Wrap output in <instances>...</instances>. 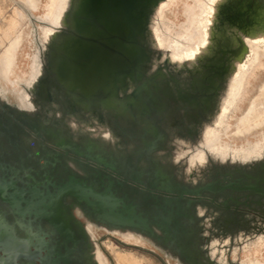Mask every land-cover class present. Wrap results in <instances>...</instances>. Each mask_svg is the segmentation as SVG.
<instances>
[{"label": "water", "instance_id": "obj_1", "mask_svg": "<svg viewBox=\"0 0 264 264\" xmlns=\"http://www.w3.org/2000/svg\"><path fill=\"white\" fill-rule=\"evenodd\" d=\"M157 1L70 0L67 23L62 27L65 35L54 44L53 67L47 68L53 102L43 98L44 92L36 97L52 114L59 113V125L55 129L51 117L44 123L40 115L25 112L38 118L37 126L46 137L73 139L51 141L73 152V158L65 156L71 169L65 168L67 174L61 178L38 172L31 175V167L8 166L11 175H7L8 169L0 165V264H92L88 252L96 240L87 230L88 223L91 229L96 225L107 232L136 233L183 264H221L224 254H211L209 243L226 234L228 246L234 225L235 245L240 246L236 234L242 229L254 228L249 240L256 234L264 239V222L226 219L222 213L232 203H215L226 189L246 192V198H264V162L259 165L261 172L248 175L254 183L216 186L197 185L202 177L195 182L186 180L184 157L174 161L158 158V153L172 150L167 128L160 129L166 127L162 113L171 104L175 111L199 118L201 124L210 121L207 112L212 99L223 91L230 63L246 53L242 37L250 39L264 32V0H227L216 5L211 45L203 52L202 77L186 86L179 74L166 67L149 70L157 49L150 43L148 27ZM191 73L187 77H193ZM128 80L134 85L122 105L118 95ZM164 81L175 86L177 99L185 105L172 101L168 89L160 86ZM64 98L71 101L78 117L100 112L110 129H133L134 135L127 139L137 141H120L118 135L120 143L115 146L111 139L99 142L68 132L64 120L70 114ZM130 114L135 115L134 122L123 124L121 115ZM188 135L197 140L196 133L188 130ZM231 201L236 208L237 198ZM216 218L224 222L222 227L215 225ZM255 221L257 226H253Z\"/></svg>", "mask_w": 264, "mask_h": 264}, {"label": "bare ground", "instance_id": "obj_2", "mask_svg": "<svg viewBox=\"0 0 264 264\" xmlns=\"http://www.w3.org/2000/svg\"><path fill=\"white\" fill-rule=\"evenodd\" d=\"M226 1L227 0L157 1L155 12L151 20L152 22L148 27L150 43L154 49H157L154 55V61H151V63L148 64L149 70L153 71L155 69H161L162 67H166V69H168L169 64H171L169 59L175 58L181 60L184 64L190 65L187 67L188 69H186L185 72H179L176 71V69H174L175 71L168 69L174 75L179 74L178 76L182 80L184 86H186L187 84H191L193 80H199L202 77L203 70L200 72H196L194 62L199 58L200 52L205 51L211 45V41L209 39L211 35L210 26L214 21L216 5L221 4L222 6L223 3H226ZM23 2L30 8L40 9L39 18L43 23L40 31H42L41 33H43L44 38L41 41L36 40V50L38 51L36 53L35 60L31 62V69L27 82L25 81V83H21L20 87H18L16 82L14 81L16 79H12V75L14 74L15 67L17 65L16 60L19 50L18 48L20 46V42L18 41L19 39L14 40L15 42L11 43L4 53V60L0 64V81H2L4 84L11 85L10 89L14 92L13 94L15 95L16 101L20 105L28 102V104L31 105L35 102L36 97H42V92L45 93V96L43 98L50 103L52 100V91L48 85L50 79L47 76V68L51 69L53 67L51 55L53 53L52 48L54 44L59 40V37L65 35V31L62 27L67 23L70 0H23ZM176 11L183 16V20L181 22L176 23L173 20V23L177 25V29H175L173 38L175 49L178 55L175 54L173 44L170 42H165V31L160 23V18L158 17L159 15L161 18H167V12H171L176 17ZM181 38H183L186 42H192L191 47L189 48L187 44L183 45L182 42H180ZM242 38L243 41H245V54L247 55V58H238L230 63V77L225 79V82L222 83L224 84L223 91L218 93L214 97V99H212L211 106L209 107V110L207 112L210 116L209 123L212 127H206V130L203 132L204 137L200 131H202L205 126L204 123L201 124L199 122V118L194 117L189 113H185L184 111H175L172 104L166 109L164 113H162L164 115V125L166 126L167 131L173 134V136H176V138L178 139L181 138L182 140H184V131L186 127L191 133H196L199 139L202 140V150H198L196 152L197 159H200L202 157L205 150L208 152H217L223 155H228L230 154L229 152L232 151L233 154L239 153L244 158H247L251 154L259 153L264 148V137H255L254 140H251L249 138L250 135L254 134L253 129L257 125L248 124L249 120L252 118V106L255 103H264V92L259 93L256 97H253V94L255 92L251 93L252 89H254V91H259L260 89L264 88V80L262 79H260L258 84H253V81L258 77L259 71L264 68V32L254 36L251 35L250 39H247L245 37ZM36 44L34 45L35 47ZM254 48H258L255 52L254 60L251 62L249 67L244 68L239 73L238 77L236 78V83L233 87L232 94L230 95L231 97L230 99H228L229 96L227 93V88L230 89V79L232 78L233 74H237L238 68L241 65L244 66L249 60L252 59L251 50ZM39 55L43 56L46 61L45 65L42 66L46 69L45 76L38 73V66L36 65V62L38 59H40ZM192 71L193 73H191ZM187 73H191L193 77H187ZM40 76L42 77L41 79L39 78ZM133 85L134 82L130 80H128L124 84L122 90H120L122 93H119L118 95V98L121 99V101H119L120 104L124 105L126 103L125 99L127 95L130 96ZM248 85L251 86L250 91H247ZM160 86L168 89L167 91L168 93H170L171 99L172 101H174V103L178 105H185L184 102L177 99V92L175 91L176 88L171 82L164 81L160 84ZM25 87L31 92L32 96L28 94H25V97L23 96ZM0 95L5 98L4 94L0 93ZM245 95H248L252 98L249 105L246 107H244L242 103ZM67 107L69 109L68 113L70 114V116L64 121V123L66 129L71 130H68V132H71L80 138L90 137L92 139L100 140L99 142H106L104 140L111 139L115 146L117 143H120V141H114V134L107 126L102 113L89 112V118H80L73 110L72 103L69 99L67 102ZM43 112L47 111L45 110ZM38 113L40 115V112ZM133 116L135 115L130 114L127 117L121 115L120 118L123 124H128L131 121L134 122L135 117ZM91 120L94 121V123ZM218 121L219 126L216 127ZM261 125H264V120L261 122ZM232 139L238 140L239 143H236L235 141V145L230 146L229 141ZM186 147L187 146L184 142H179V145L176 148V151L178 152L177 155H181L182 151L185 150ZM158 156L162 160H164L166 157L164 156V154H159ZM174 157L176 156L174 155ZM171 159H173V157H171ZM86 227L90 235L94 237L91 229V224H86ZM105 229L108 230L107 228ZM109 231L112 230L109 229ZM253 232L254 231L246 232L244 235L245 237L241 234V238L236 239V244H240L241 246L242 256L245 252L244 247H246L252 241L248 238ZM120 234L138 237L133 235L130 231H120ZM257 236H260V234L255 235V237ZM131 239L133 242H139L138 238ZM248 240L249 242H247ZM227 242V240H212L209 243L210 253L214 254L215 251H217L219 255L222 256L226 249ZM110 248L114 253V260L116 264H142V259L135 256L133 253H120L114 250L115 248L113 245H110ZM88 257L91 259L92 264H108L96 242H93V248L88 252ZM260 261L261 259H259L257 255L253 257L248 256L246 258L245 264H258L260 263Z\"/></svg>", "mask_w": 264, "mask_h": 264}, {"label": "flooded vegetation", "instance_id": "obj_3", "mask_svg": "<svg viewBox=\"0 0 264 264\" xmlns=\"http://www.w3.org/2000/svg\"><path fill=\"white\" fill-rule=\"evenodd\" d=\"M39 57L40 59H38L36 62V65L38 66V73L45 76L46 69L42 66L45 65L46 61L43 56L39 55ZM39 78L41 79L42 77L40 76ZM51 91L52 100L50 103L53 102V98L55 96L54 90L51 89ZM25 94L32 96L31 92L26 87L23 93L24 97ZM64 100V107L67 111H69L67 107L68 98H64ZM28 103H25L23 105L17 103V106L16 104H10L5 100H2V102H0V165L5 166V168L7 169L8 166L20 167L22 165L24 167L32 168V170L29 171L31 175H35V172H38L39 174L47 173L56 177L65 178L67 171L65 172L64 169H71L70 166L66 165L67 163L65 161V156L73 158V152L68 149H61L58 146L52 144L51 141H73V139L68 140L66 136L61 140H58L57 137L53 139L46 137L45 132L40 130L37 126V122L35 121V119L38 118L34 116H32L31 118L25 111L38 115V112H40V116L42 117L44 123L49 122L48 119L49 117H51L52 121L50 125L54 128L59 125V123L57 122L59 113L55 112L54 114H52V110L41 104L39 101H37V99L31 105H29ZM37 105L40 107H38ZM45 110L47 112H43ZM154 118L155 117L152 114L150 119L153 120ZM32 121H35V123H32ZM159 123L160 121H158V124ZM160 129L163 131L164 129H166V127L162 126L160 127ZM66 130L68 131L69 129ZM111 131L114 134V141H119L118 135H120V141H137L127 139V136L134 135L133 129L119 126L116 127L115 131L112 129ZM184 134L185 138L183 141L187 142L188 148L186 147V149L190 148V150L187 151L185 149L186 151L183 150L181 155L178 156V152L176 151V148L179 145L178 138L169 133V145L171 146L172 150L160 152L158 153V155L164 154V156H166L165 159L163 158V161H174L178 160L181 157H184V177L186 180L195 182L202 177L203 180L198 181L197 185H202L204 183H214L216 184V186H221L227 183H248V181L250 183H254V179H248V175H251L252 177L256 176L257 170H259L260 163L264 162V156L262 157V159H238L243 162L239 163L238 165L227 164L225 165V167L223 165H209L206 159L208 152L206 150L204 151V155L202 156V158L204 159H197L196 157L191 159V155H189L190 153L202 150V140L199 139L198 136L196 137L197 140L191 139L186 128ZM146 138L149 140L153 139L152 136H148ZM153 141L159 140L153 139ZM65 152L67 153L66 155ZM211 153L216 155L220 160H226L227 157H229L230 160H236L235 158L231 157L230 154L225 156L217 152ZM174 155L176 157H174ZM171 157H173V159H171ZM158 158L160 159L159 156ZM193 160L195 161L193 162ZM128 161L132 165L133 161L130 157H128ZM136 163L139 164L138 159H136ZM40 168H42V170ZM10 172L11 171L8 169L7 175H11ZM1 175L2 172L0 171V176ZM245 194L246 192L237 193L231 192L230 190L226 189L223 195L217 196L215 198V203H222L224 201H226L227 203H232L229 211L222 213L223 217H225L226 219L231 218L236 222L238 220L242 222L247 219L257 220V217L255 215H259L260 218L258 219L264 220V198H261L257 195H249L246 198ZM232 198H237V201H239V204L236 208H234L235 201H231ZM255 201H257V203H255ZM199 211H202V209H200ZM209 224V219H207L204 222L205 231L207 232L209 230ZM253 224V226H257L259 223L255 221ZM249 231H254V228L239 230L236 234V239L241 238V234L244 236L245 233ZM216 239L220 241H228V236L226 234H221Z\"/></svg>", "mask_w": 264, "mask_h": 264}, {"label": "rangeland", "instance_id": "obj_4", "mask_svg": "<svg viewBox=\"0 0 264 264\" xmlns=\"http://www.w3.org/2000/svg\"><path fill=\"white\" fill-rule=\"evenodd\" d=\"M28 7L23 0H0V64L3 62L5 57V51L8 48V46L15 42L14 40L19 39L20 42L18 55H17V65L15 67V72L12 75V79L17 84L18 87H20L21 83L27 82V79L29 78V73L31 69V62L35 60V56L38 50L36 40L41 41L44 38L43 33H41V26H43V23L40 21L39 14L40 9L36 8L33 9ZM39 10V12H38ZM177 12V11H176ZM167 18H160V23L165 31V42H170L173 44L175 54L178 55L175 45H174V38L173 34L175 32V29H177V25L173 23V20L177 22H181L183 20V16L177 12L176 17L171 13L167 12L166 14ZM178 16V18H177ZM39 18V19H38ZM175 18V19H174ZM180 18V19H179ZM180 20V21H179ZM29 26V27H28ZM27 27V29H26ZM28 31V32H27ZM32 38V40H31ZM31 40V41H30ZM30 41V42H29ZM32 42V43H31ZM180 42H182L183 45H186L190 48L192 42H186L183 38L180 39ZM23 43V44H22ZM36 44V47L34 46ZM264 43V39H263ZM26 44V45H25ZM28 44V45H27ZM22 45V46H21ZM25 45V46H24ZM31 46V47H30ZM261 46V45H260ZM34 47V48H33ZM258 48H254L251 50L252 52V59L247 62L244 66H240L238 68L237 74H233L232 78L229 81V88H227L228 93V99H230V95L232 94L233 87L236 83V78L238 77L239 73L246 67H249L251 62L254 60L255 52ZM263 49V48H262ZM36 50V51H35ZM24 52V53H23ZM203 52H200L199 58L194 62V65L196 67L195 71L200 72L202 71V59H203ZM27 54V55H25ZM35 54V55H34ZM23 55V56H22ZM21 57V58H20ZM242 57H239V59ZM247 55L244 54V58L246 59ZM170 63L168 66L169 70L181 71L185 72L187 67L190 66L188 64H184L181 60L170 58ZM248 65V66H247ZM33 69V67H32ZM175 71V70H174ZM230 71V69H229ZM223 77V82H225V79L229 78V72ZM260 79L264 80V68H262L259 73L258 77L253 81V84H258ZM19 81V82H18ZM233 84V85H232ZM11 85L4 84L2 81H0V93L5 95V98L0 96V101L3 99L10 104H15L16 98L13 94L14 92L10 89ZM251 90V86H247V91ZM257 90V89H256ZM253 97H256L259 93L264 92V88L260 89L259 91H254L252 89L251 93H253ZM248 99V100H247ZM252 98L248 95H245L243 98V105L244 107L248 106L250 103V100ZM262 99V98H261ZM259 100V99H257ZM261 101V100H260ZM262 102V101H261ZM246 104V105H245ZM252 112V118L249 120L248 124L253 125L256 124L257 126L253 129L254 134L250 135L249 138L251 140H254L256 138H263L264 137V125H261V122L264 120V103H255L252 106L251 109ZM238 114V113H237ZM205 128L200 131L201 134L206 130V127L210 128L212 127L210 123H204ZM219 126V121L216 127ZM255 126V125H254ZM263 132V133H262ZM202 137V136H201ZM204 137V134H203ZM185 138V136H184ZM206 138V137H205ZM179 142H184L188 148V144L186 141H183L181 138L178 139ZM236 143H239L238 140L232 139L229 141L230 146L235 145ZM197 144V143H196ZM187 151L190 150L186 149ZM185 150V151H186ZM196 152L190 153L191 159L196 157ZM230 156L235 158L236 160H230L229 157L226 158V160H220L216 155H214L211 152H207V163L209 165H238L241 162V160L238 159H262L264 156V148L257 154H251L247 158H244L241 154L235 153L233 154L232 151L229 152ZM204 155V154H203ZM202 155V156H203ZM229 155V154H228ZM227 156V155H225ZM201 159H204L201 157ZM194 161V160H193ZM184 163V159L181 160L177 165ZM245 163V162H244ZM230 209V208H229ZM229 211V210H228ZM257 220L264 222L260 218L259 215H255ZM254 218V217H251ZM237 222L240 223V220ZM215 225L217 227H222L224 225V222L220 218H216L214 221ZM237 229V226H233L230 228V241L228 243L227 249L224 253V261L221 262V264H245L246 258L248 256H255L257 255L259 259H261L260 263H264V239L262 236H257L252 241L244 247V254L242 256V249L241 246L235 245L233 241V234L235 230ZM94 238L97 242V245L101 251V253L104 255L105 260L108 264H116L114 260V253L110 248V245L114 246V250L124 253V252H131L138 258L142 259V264H183L181 261H179L175 256L170 255L163 249L157 247L152 242H150L145 237H142L136 233H133L135 236H128L124 235L122 236L118 232H107L104 229H102L99 226L93 225L92 227ZM131 238H138L139 242H133ZM249 242V240L247 241ZM246 242V243H247ZM242 257V259H241ZM146 258V259H145ZM145 259V260H144ZM241 259V262H240ZM146 261V262H145ZM258 263V264H260ZM257 264V263H256Z\"/></svg>", "mask_w": 264, "mask_h": 264}]
</instances>
